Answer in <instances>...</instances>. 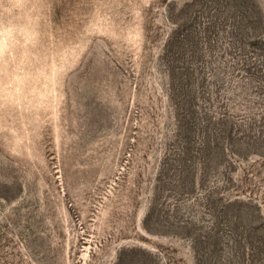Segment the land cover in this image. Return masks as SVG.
<instances>
[{
	"label": "rangeland",
	"instance_id": "obj_1",
	"mask_svg": "<svg viewBox=\"0 0 264 264\" xmlns=\"http://www.w3.org/2000/svg\"><path fill=\"white\" fill-rule=\"evenodd\" d=\"M0 264H264V0H0Z\"/></svg>",
	"mask_w": 264,
	"mask_h": 264
}]
</instances>
